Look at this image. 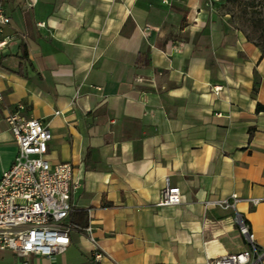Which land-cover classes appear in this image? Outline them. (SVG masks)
I'll return each instance as SVG.
<instances>
[{
	"label": "crops",
	"instance_id": "0c3cea01",
	"mask_svg": "<svg viewBox=\"0 0 264 264\" xmlns=\"http://www.w3.org/2000/svg\"><path fill=\"white\" fill-rule=\"evenodd\" d=\"M211 1L0 0V176L6 116L41 120L46 158L79 182L67 221L105 254L72 231L54 259L0 264H206L248 248L236 212L264 249V56ZM166 181L180 204L156 205Z\"/></svg>",
	"mask_w": 264,
	"mask_h": 264
},
{
	"label": "built area",
	"instance_id": "2783aa9c",
	"mask_svg": "<svg viewBox=\"0 0 264 264\" xmlns=\"http://www.w3.org/2000/svg\"><path fill=\"white\" fill-rule=\"evenodd\" d=\"M9 17L0 3V25L8 24ZM5 40L0 42V47ZM17 153L11 166L0 176V251L10 250L20 256L31 253L54 259L70 243V232L87 237L94 248L95 263L102 261L104 252L98 245L91 224L74 227L67 221L73 210L71 193L79 187L72 179L70 163L51 164L46 158L52 135L44 123L35 118H23L17 112L6 116ZM240 198L231 194L215 204L235 209ZM182 201L179 187L166 181L157 206H175ZM255 205L258 199H248ZM235 223L248 248L235 254H226L208 260L206 264H259L264 249L255 244L254 233L238 212Z\"/></svg>",
	"mask_w": 264,
	"mask_h": 264
},
{
	"label": "rangeland",
	"instance_id": "374dc122",
	"mask_svg": "<svg viewBox=\"0 0 264 264\" xmlns=\"http://www.w3.org/2000/svg\"><path fill=\"white\" fill-rule=\"evenodd\" d=\"M212 10L230 30H240L264 50V0H212Z\"/></svg>",
	"mask_w": 264,
	"mask_h": 264
},
{
	"label": "trees",
	"instance_id": "16d2710c",
	"mask_svg": "<svg viewBox=\"0 0 264 264\" xmlns=\"http://www.w3.org/2000/svg\"><path fill=\"white\" fill-rule=\"evenodd\" d=\"M252 43H254V42H252ZM254 44L260 49V47H259L256 43H254ZM260 51H261V53H262V56H264V50H261V49H260ZM256 111H257V112H259V111H264V105L257 104V105H256Z\"/></svg>",
	"mask_w": 264,
	"mask_h": 264
}]
</instances>
